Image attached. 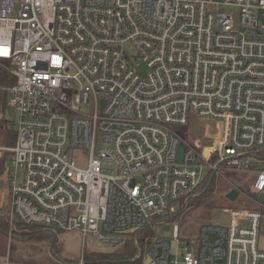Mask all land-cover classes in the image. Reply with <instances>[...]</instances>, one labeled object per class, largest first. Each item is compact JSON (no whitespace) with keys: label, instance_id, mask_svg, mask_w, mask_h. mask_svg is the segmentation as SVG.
Here are the masks:
<instances>
[{"label":"built area","instance_id":"built-area-1","mask_svg":"<svg viewBox=\"0 0 264 264\" xmlns=\"http://www.w3.org/2000/svg\"><path fill=\"white\" fill-rule=\"evenodd\" d=\"M0 72L18 115L0 145L11 225L116 250L209 172H241L262 208L228 209L188 241L174 223L173 248L135 240L131 261L264 264V0H0Z\"/></svg>","mask_w":264,"mask_h":264},{"label":"trees","instance_id":"trees-1","mask_svg":"<svg viewBox=\"0 0 264 264\" xmlns=\"http://www.w3.org/2000/svg\"><path fill=\"white\" fill-rule=\"evenodd\" d=\"M4 74V72H0V76H4ZM0 83H4L3 78L0 79ZM1 107L7 108L6 92H0V108ZM15 142L16 131L14 128V123L6 119L5 116L0 117V145L8 146L15 144ZM2 159L0 158V160ZM5 159L0 161V175L3 173V161H5ZM255 166L256 165H254V167ZM226 173L225 177L227 179H224L223 177H217V175L213 172H209L205 176L204 180L199 185V187L195 190V192L191 194L192 196L190 195L188 196V198H185L188 201L187 204L184 206L185 209L183 208L184 210L182 209L173 216L166 218V221H152L151 226L147 227L142 232L129 233L125 238V244H123V246L119 247L115 251H92L88 253L85 252V264H138V262L135 263L131 261V259L134 258L137 253L135 240L139 242V245L151 243L156 235L154 229L152 228L155 225L162 224L167 221L175 222L176 220H179L181 224H178V235L181 238V241H188L194 238L195 235H197V232L202 224L212 221L213 214L216 209L224 208L225 205H230V207L224 208L223 211H226L231 208H242L241 206H246L247 203L245 205L239 204L240 202L236 201L237 198L235 200H231L229 198V194L234 190H238V195L244 193V197H242L243 200L246 199V195L252 197L253 194L250 188L253 178L251 182H244V179L247 175L246 173L229 171ZM216 179L218 180V182L216 181ZM1 213H3L2 215L4 219L0 220V231L10 233L11 236H15L16 239L21 240H47L50 245L52 242V247L54 251L58 243V237L64 233H67V231L63 230H52L45 228H43L44 230L42 231L35 230L40 227L25 226L23 224L17 225L20 226V229L22 230L15 231L10 227L9 224V210H7V208H4L3 210H1ZM189 213L190 215H188ZM6 216L7 219H5ZM23 228H25L26 230H24ZM9 229L11 230V232H9ZM21 233H23L22 236Z\"/></svg>","mask_w":264,"mask_h":264},{"label":"rangeland","instance_id":"rangeland-1","mask_svg":"<svg viewBox=\"0 0 264 264\" xmlns=\"http://www.w3.org/2000/svg\"><path fill=\"white\" fill-rule=\"evenodd\" d=\"M3 116H5L6 119H8L10 121H14L16 123V125H18V115L15 112H13L12 109L1 107L0 108V117H3ZM198 126L200 127L201 125L199 124ZM200 134H201V129L199 128V130L196 131V135H200ZM2 158L3 159L6 158V159H5V161H3L4 169H3V173L0 175V220L4 219V217L2 215L3 213H1V210H3L4 208H7V210H9V214H10V205H11V202H10L11 181H10L9 167L7 165V156H3V157H1V159ZM86 159H87V154L81 155V157L79 158V163L81 165H84L85 164L84 160H86ZM2 160H0V161H2ZM260 165L264 166V163L261 162ZM226 172H228V171L222 170L217 175V177L219 176L221 178L223 177L224 179H227L225 177ZM252 178H253L252 176L247 174L245 179H244L245 180L244 182H247V181L251 182ZM216 181L218 182L217 179H216ZM250 190H251V188H250ZM234 191L237 192L238 197H236L237 199L236 198L235 199H236V201L240 202L239 204L245 205L247 203L246 206H241L242 208H247L250 210L262 208L254 200H252V197L246 195V199L243 200L242 197H244V193L240 194L243 196H240V195H238V192H239L238 190H234ZM248 203H249V205H248ZM228 207H230V205H225L224 208H228ZM224 208H218L214 211V214L212 213L213 218H212L211 222H213V223L220 222L221 216L225 212V211H223ZM191 211H192V206H191ZM263 211L264 210H262V213H263ZM188 215H190V213ZM5 219H7V216L5 217ZM177 222H179L178 224H181V222L179 220H176L175 222L167 221L165 223L158 224V225L154 226L157 237L169 240L172 248L175 246L174 223H177ZM9 224H10V216H9ZM17 225L18 224H16V225L10 224V227L15 231L22 230V229H20V226H17ZM23 229L26 230L25 228H23ZM35 230L42 231L44 229L43 228H37ZM9 232H11L10 229H9ZM22 235H23V233H21V236ZM196 236L197 235H195V237ZM12 239L14 241L15 248H17L18 250L20 247L22 250H25L27 252H34L37 254L40 253L41 257L43 256L42 253H45L46 256L49 257L50 253L52 252V254L55 255L56 258L60 261H62L61 259H63V260L65 259V260L72 261L75 263H78L82 258L84 259L85 252L88 253V252H92V251H103V252L115 251V250H111L112 245L110 242H101V241H99V240H97L91 236H87V239L84 240L83 235L80 231H71V232H67V233L60 235L58 237V240H57L58 243H57L55 251L52 247V242L50 245V243L47 240H44V241H42L40 239L39 240H37V239H35V240L34 239L21 240V239H16L15 236L12 237ZM47 259H49V258H47Z\"/></svg>","mask_w":264,"mask_h":264},{"label":"crops","instance_id":"crops-1","mask_svg":"<svg viewBox=\"0 0 264 264\" xmlns=\"http://www.w3.org/2000/svg\"><path fill=\"white\" fill-rule=\"evenodd\" d=\"M12 237L10 233L0 231V264H77L65 259L60 261L52 252L49 257L45 253H42L41 257L40 253L27 252L20 247L18 250ZM259 245L264 250V211L260 224Z\"/></svg>","mask_w":264,"mask_h":264},{"label":"water","instance_id":"water-1","mask_svg":"<svg viewBox=\"0 0 264 264\" xmlns=\"http://www.w3.org/2000/svg\"><path fill=\"white\" fill-rule=\"evenodd\" d=\"M104 105V102H102V106ZM184 150H185V146L183 144H181L179 146V150H178V161L179 162H182L183 161V156H184ZM237 197V192L236 191H232L230 194H229V198L231 200H235V198ZM260 201H263L264 200V194H261L260 197H259ZM221 222L222 223H226V217H222L221 219ZM149 261V260H148ZM147 261V262H148Z\"/></svg>","mask_w":264,"mask_h":264}]
</instances>
